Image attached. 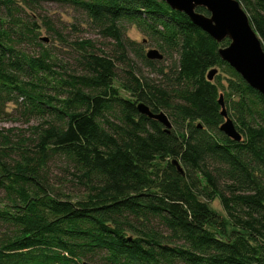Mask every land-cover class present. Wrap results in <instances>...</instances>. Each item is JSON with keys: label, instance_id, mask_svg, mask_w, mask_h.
Listing matches in <instances>:
<instances>
[{"label": "trees", "instance_id": "1", "mask_svg": "<svg viewBox=\"0 0 264 264\" xmlns=\"http://www.w3.org/2000/svg\"><path fill=\"white\" fill-rule=\"evenodd\" d=\"M237 1L264 49V0ZM70 2L113 39L118 58L132 51L159 79L129 69L119 80L114 58L88 40L71 46L73 64L62 62L27 36L35 29L21 5L0 0V114L10 104L25 121L63 119L18 160L0 146V264H264V96L221 60L229 40L163 0ZM126 25L168 63L156 67L124 37ZM29 40L37 53L23 47ZM220 96L239 141L219 130ZM139 103L164 110L169 131ZM53 156L72 165L82 195L48 182ZM215 199L224 215L209 206Z\"/></svg>", "mask_w": 264, "mask_h": 264}, {"label": "rangeland", "instance_id": "2", "mask_svg": "<svg viewBox=\"0 0 264 264\" xmlns=\"http://www.w3.org/2000/svg\"><path fill=\"white\" fill-rule=\"evenodd\" d=\"M14 1L21 5L20 16L24 18L25 22L34 24L32 26L35 29L33 36L37 39H33L32 34L27 36L32 38L33 41L35 40L34 42L37 41V44L50 51L62 62L66 61L73 64V60L77 58L78 53L71 46L75 41L88 40L96 53H104L114 58L119 80H125L126 71L129 69H132L137 77L142 76L156 82L159 79V75L144 65L132 51H128L124 58H118L120 51L114 45L113 39L104 37L100 30L90 23L84 12L77 5L71 3L70 0ZM22 2H25V4ZM124 37L134 42L136 44L134 45L135 48L136 46L137 48L140 47L145 55L149 50H157L148 38L132 25L125 26ZM23 47L31 54H35L39 50V47L30 40L24 43ZM153 60H159L155 62L156 67L165 66L168 63L162 57ZM218 72L219 69L217 68ZM121 94L127 96V93L123 90H121ZM161 111L166 114L164 110ZM6 112V114H0V146L10 143L13 146L12 150H14L10 153V158L15 160L22 157L19 151L23 152V148H27L30 153L36 150L35 144L39 135L48 124L58 126L63 124V119L59 117L51 119L32 118L25 121L18 116L13 105L10 104ZM74 173L75 170L72 165L59 156H53L45 166L48 182L56 191L64 193L72 199L83 193V188L73 176ZM209 206L218 214L224 215L217 199L211 201Z\"/></svg>", "mask_w": 264, "mask_h": 264}, {"label": "water", "instance_id": "3", "mask_svg": "<svg viewBox=\"0 0 264 264\" xmlns=\"http://www.w3.org/2000/svg\"><path fill=\"white\" fill-rule=\"evenodd\" d=\"M172 9L183 12L199 29L207 33L216 42L228 39L229 43L218 48L221 60L228 63L242 79L264 96V49L257 33L252 28L249 18L237 0H163ZM204 8L208 15L196 11ZM148 59H161V53L152 49L146 53ZM217 73L212 68L207 73L211 80ZM220 114L224 118L219 130L228 138L239 141L241 135L228 117L222 96L219 97ZM138 111L149 118L157 120L164 130L169 131L170 120L162 111L151 112L143 103L137 105ZM176 169L183 173L176 160L172 161Z\"/></svg>", "mask_w": 264, "mask_h": 264}]
</instances>
